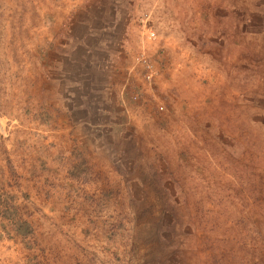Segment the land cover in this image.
<instances>
[{
    "label": "rangeland",
    "instance_id": "obj_1",
    "mask_svg": "<svg viewBox=\"0 0 264 264\" xmlns=\"http://www.w3.org/2000/svg\"><path fill=\"white\" fill-rule=\"evenodd\" d=\"M0 264H264V0H0Z\"/></svg>",
    "mask_w": 264,
    "mask_h": 264
},
{
    "label": "built area",
    "instance_id": "obj_2",
    "mask_svg": "<svg viewBox=\"0 0 264 264\" xmlns=\"http://www.w3.org/2000/svg\"><path fill=\"white\" fill-rule=\"evenodd\" d=\"M150 35L152 36V33H150ZM136 60L140 61L142 59L140 57H136Z\"/></svg>",
    "mask_w": 264,
    "mask_h": 264
},
{
    "label": "trees",
    "instance_id": "obj_3",
    "mask_svg": "<svg viewBox=\"0 0 264 264\" xmlns=\"http://www.w3.org/2000/svg\"><path fill=\"white\" fill-rule=\"evenodd\" d=\"M18 232H20V229H19V231ZM22 232V231H21Z\"/></svg>",
    "mask_w": 264,
    "mask_h": 264
}]
</instances>
